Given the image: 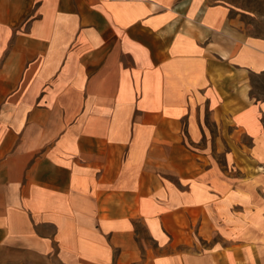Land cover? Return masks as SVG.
<instances>
[{
    "label": "crops",
    "instance_id": "crops-1",
    "mask_svg": "<svg viewBox=\"0 0 264 264\" xmlns=\"http://www.w3.org/2000/svg\"><path fill=\"white\" fill-rule=\"evenodd\" d=\"M157 5L0 0V264H264V173L238 189L187 141L207 108L264 166V40Z\"/></svg>",
    "mask_w": 264,
    "mask_h": 264
},
{
    "label": "rangeland",
    "instance_id": "rangeland-1",
    "mask_svg": "<svg viewBox=\"0 0 264 264\" xmlns=\"http://www.w3.org/2000/svg\"><path fill=\"white\" fill-rule=\"evenodd\" d=\"M158 12L163 13L167 8L168 13L178 15V13H192L197 8L204 14L211 13V8L217 10L216 15L220 16V29L223 31H229L231 33H237V35H248L250 37L259 38L264 40V0H156ZM198 3V4H196ZM179 27L181 22H174V25ZM175 28V27H174ZM250 80L253 86V94L258 98H264V75L251 74ZM210 112L206 108L204 124L207 129V137L201 142H192L188 137V146L190 150V156L197 158L198 160L207 161V163L215 162L217 167L221 169V172L230 173L236 177L237 188L244 184V180L248 179L250 174L259 172L264 173V166L262 168L254 163L242 164V166H234L232 160L228 156V152H231L227 148H224L220 143L221 148H216L214 139L216 138V127L210 117ZM218 136V135H217ZM243 141L251 144L249 137H242ZM186 141V143H187ZM219 145V144H218ZM239 151L235 154L239 157ZM210 166V164H209ZM247 174L246 178L241 177V174ZM176 183L179 182L175 177H171ZM250 189L254 190L252 194V202L262 204L264 211V183L253 182ZM256 188L257 190H255ZM249 190V189H248ZM256 211H261L258 208ZM261 211V212H262ZM255 215V214H253ZM254 220H260V217L256 215ZM264 221V219H263ZM191 233L195 236L197 232V224H195ZM212 238H218V235H212ZM205 240V239H204ZM206 242L207 239L205 240ZM210 243V242H209Z\"/></svg>",
    "mask_w": 264,
    "mask_h": 264
}]
</instances>
